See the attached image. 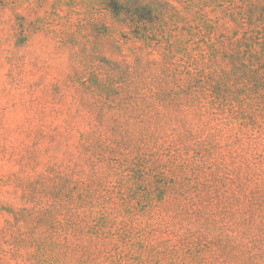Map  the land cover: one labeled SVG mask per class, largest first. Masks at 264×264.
I'll list each match as a JSON object with an SVG mask.
<instances>
[{
    "label": "rangeland",
    "instance_id": "rangeland-1",
    "mask_svg": "<svg viewBox=\"0 0 264 264\" xmlns=\"http://www.w3.org/2000/svg\"><path fill=\"white\" fill-rule=\"evenodd\" d=\"M0 264H264V0H0Z\"/></svg>",
    "mask_w": 264,
    "mask_h": 264
}]
</instances>
